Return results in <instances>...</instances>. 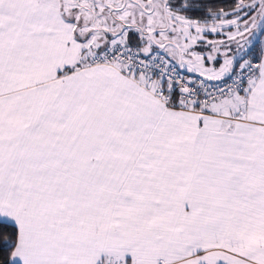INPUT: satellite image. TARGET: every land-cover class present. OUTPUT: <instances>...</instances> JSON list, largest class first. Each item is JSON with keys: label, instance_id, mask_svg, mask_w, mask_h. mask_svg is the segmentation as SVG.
Here are the masks:
<instances>
[{"label": "snow or ice", "instance_id": "1", "mask_svg": "<svg viewBox=\"0 0 264 264\" xmlns=\"http://www.w3.org/2000/svg\"><path fill=\"white\" fill-rule=\"evenodd\" d=\"M0 264H264V0H0Z\"/></svg>", "mask_w": 264, "mask_h": 264}]
</instances>
